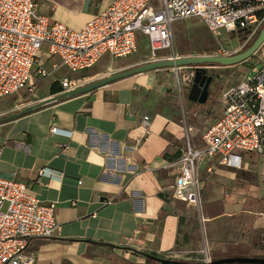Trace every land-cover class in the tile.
Listing matches in <instances>:
<instances>
[{
  "label": "crops",
  "instance_id": "obj_1",
  "mask_svg": "<svg viewBox=\"0 0 264 264\" xmlns=\"http://www.w3.org/2000/svg\"><path fill=\"white\" fill-rule=\"evenodd\" d=\"M32 1L50 24L78 31L113 0ZM46 51L42 47L38 58ZM57 62L51 58L42 67ZM157 72L0 123V179L24 183L28 195L55 205V234L29 242L30 264H156L150 257L164 259L169 251L183 253L185 263H199L203 252L212 261L264 259V188L248 184V155L246 169L207 173L210 162L200 169L198 206L172 198L185 126L200 128L205 119L200 109L187 112L173 83ZM51 83L36 102L52 97ZM144 118L149 134L141 139Z\"/></svg>",
  "mask_w": 264,
  "mask_h": 264
},
{
  "label": "built area",
  "instance_id": "obj_2",
  "mask_svg": "<svg viewBox=\"0 0 264 264\" xmlns=\"http://www.w3.org/2000/svg\"><path fill=\"white\" fill-rule=\"evenodd\" d=\"M36 8L32 0H0V100L26 88L32 93L33 77H51L58 67L75 75L104 57L132 56L138 49V35L144 37L149 52L145 63L182 58L158 54L173 48L172 26L188 19L200 20L214 36L223 31L228 37L239 33L253 37L264 24V0H113L78 31L50 24ZM44 46L45 57L39 59ZM241 50L237 37L228 38L216 52L203 56L229 57ZM51 58L58 65H52L48 73L42 63ZM37 60L41 64L34 69ZM242 64L238 83L220 93V117L203 129L185 126L173 199L199 205L203 189L199 172L208 162L206 172L212 173L215 167L246 169L244 155L264 157V44ZM195 68L165 69L172 75L180 103L187 96ZM54 81L65 92L92 80L62 77ZM143 121L141 139L149 134L148 118ZM197 137L199 145L194 143ZM56 229L53 203L44 204L28 195L24 183L0 179V264H30L25 252L29 242L52 238ZM164 259L182 262L183 253L169 251ZM210 262V255L203 252L199 263Z\"/></svg>",
  "mask_w": 264,
  "mask_h": 264
},
{
  "label": "rangeland",
  "instance_id": "obj_3",
  "mask_svg": "<svg viewBox=\"0 0 264 264\" xmlns=\"http://www.w3.org/2000/svg\"><path fill=\"white\" fill-rule=\"evenodd\" d=\"M172 34L173 48L171 50L160 52L158 56L169 57L172 55H177L179 57H195L210 55L216 52L219 47L223 45V40L236 37L239 40V46L242 47V50L240 51L242 52L247 49L254 41L253 40L250 44L252 37L248 38L243 33H239L237 35L233 34L228 37L223 31H219L216 33V36H214L198 19H188L183 22L175 23L172 26ZM233 45H235L234 42ZM148 56L149 52L146 48V41L142 35H138V49L132 56L119 59L104 57L93 68L75 75H68L66 69L62 68L60 72H54V76L51 77L40 79L33 77L34 86L32 93L27 91L28 88H26L20 90L14 95L0 100V116H7L12 114L14 111L23 110L29 104H32L39 98L43 97L41 96V93L46 94L48 86L55 76L59 77L63 74H67V76L64 75L63 77H67L69 79H80L85 78V76H96V79H98L103 76L125 70L127 68L125 66H129L131 63L140 64V62L148 60ZM252 61L253 59L248 63ZM204 67H206V74L213 77L206 104L202 106L192 104L187 101V96H184L182 100L183 103L186 102L185 107H187V112L192 110L197 111V109H200V111L204 113L201 115V117L205 120H208V123H212L221 115V112L217 107L220 93L225 88L235 86L238 83V73L240 68L244 67V64L230 68H222L219 66ZM43 69L49 73L52 68H50V65H45L43 66ZM156 75H158V78L161 81H165L167 85L168 83H173L172 75L166 70H161V72H157ZM177 99L176 101H178ZM184 113L183 114L186 115V110ZM179 116H181L180 112ZM205 120L202 122L200 129H203L207 124H204ZM247 158L249 162V170L252 171V173L250 172L249 174H246L249 182L248 184H252L251 188L255 190L264 188V157L257 154H248ZM4 209L5 208H3V210Z\"/></svg>",
  "mask_w": 264,
  "mask_h": 264
},
{
  "label": "water",
  "instance_id": "obj_4",
  "mask_svg": "<svg viewBox=\"0 0 264 264\" xmlns=\"http://www.w3.org/2000/svg\"><path fill=\"white\" fill-rule=\"evenodd\" d=\"M264 44V25L252 42V44L244 51L229 57H213V56H195L182 57L172 59H162L154 62L139 64L125 70L112 73L110 75L94 79L89 83L70 91L61 92L58 95L40 100L32 105L26 106L18 113L10 114L5 118H1L0 122L12 121L18 117L27 115L38 108L57 101L62 98H71L79 95H84L105 87L108 84L129 78L135 75L144 74L147 72L169 69L174 67L195 66V74L192 84L187 93V101L197 105H205L209 95V87L213 77L206 74V69L203 65H219V67L230 68L246 62L254 53ZM156 264H206V263H185L180 261H169L150 257ZM208 264H264V259L260 258H230L212 261Z\"/></svg>",
  "mask_w": 264,
  "mask_h": 264
},
{
  "label": "trees",
  "instance_id": "obj_5",
  "mask_svg": "<svg viewBox=\"0 0 264 264\" xmlns=\"http://www.w3.org/2000/svg\"><path fill=\"white\" fill-rule=\"evenodd\" d=\"M264 25V24H263ZM263 25L256 31V33L253 35V37H252V40L250 41V44H251V42L253 41V40H255V38L257 37V35L259 34V32L261 31V29H262V27H263ZM249 46V45H248ZM203 66H219V65H203ZM62 92V88H61V86H60V84H59V82L58 81H53L52 83H51V85H50V88H49V94L51 95V96H55V95H58V94H60ZM40 109V108H39ZM38 110V109H37ZM13 114L14 113H18V111H14V112H12ZM1 117H3V116H1ZM6 121H4V122H0V123H5ZM99 245H101V244H99Z\"/></svg>",
  "mask_w": 264,
  "mask_h": 264
},
{
  "label": "flooded vegetation",
  "instance_id": "obj_6",
  "mask_svg": "<svg viewBox=\"0 0 264 264\" xmlns=\"http://www.w3.org/2000/svg\"><path fill=\"white\" fill-rule=\"evenodd\" d=\"M209 90H210V87H209Z\"/></svg>",
  "mask_w": 264,
  "mask_h": 264
}]
</instances>
